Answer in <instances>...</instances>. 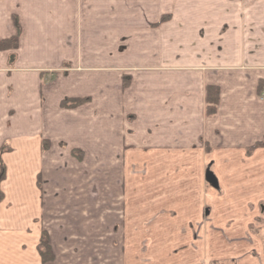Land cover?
I'll return each instance as SVG.
<instances>
[{
    "label": "crops",
    "instance_id": "1",
    "mask_svg": "<svg viewBox=\"0 0 264 264\" xmlns=\"http://www.w3.org/2000/svg\"><path fill=\"white\" fill-rule=\"evenodd\" d=\"M202 1L0 0V42L16 35L15 20L21 29L18 48L0 51V264H44L43 231L55 259L46 264H55L54 243L99 223L76 215L93 207V164L106 193L110 164L167 163L202 142L232 144L220 119L240 90L221 83L251 78L250 97L259 96L264 69L227 72L222 63L255 50L264 66V7L259 27L234 16L225 29L219 10L196 9ZM208 86L220 90L213 116ZM67 99L88 101L65 109ZM249 128H239L244 145L262 143L264 127Z\"/></svg>",
    "mask_w": 264,
    "mask_h": 264
},
{
    "label": "rangeland",
    "instance_id": "2",
    "mask_svg": "<svg viewBox=\"0 0 264 264\" xmlns=\"http://www.w3.org/2000/svg\"><path fill=\"white\" fill-rule=\"evenodd\" d=\"M260 2L204 0L196 9L219 10L225 29L234 16L242 27H259ZM242 54L244 59L237 54L234 60L230 54L222 68L255 74L264 69L260 51ZM245 79L221 83L229 92L240 90L226 99L220 119L230 146L202 142L172 162L110 164L106 193L98 166L90 164L98 177L92 179L93 207L77 208L76 215L101 222H87L85 231L77 226L74 237L54 243L55 264H264V139L255 148L244 145L248 135L239 130L264 127V93L250 97L257 84ZM106 203L109 212L102 217Z\"/></svg>",
    "mask_w": 264,
    "mask_h": 264
},
{
    "label": "trees",
    "instance_id": "3",
    "mask_svg": "<svg viewBox=\"0 0 264 264\" xmlns=\"http://www.w3.org/2000/svg\"><path fill=\"white\" fill-rule=\"evenodd\" d=\"M16 26V35L9 40L1 41L0 42V51L5 50H15L18 48L19 45V38L21 34V29L18 24V21L15 20ZM128 82H125L124 87H126ZM264 89V81H260L257 87V93L260 95ZM220 90L218 87L215 86H208L206 88V104L208 105L207 115L213 116L216 113V106L218 105L219 101ZM88 99H67L64 100L61 106L65 109H72L80 106L81 104L87 102ZM257 145V144H256ZM256 145L253 147L255 148ZM4 170L0 173V182L4 179ZM2 200V194L0 193V202ZM38 251L40 257L42 259V263H50L54 261V255L50 246V240L47 232L43 231L40 243L38 246Z\"/></svg>",
    "mask_w": 264,
    "mask_h": 264
}]
</instances>
